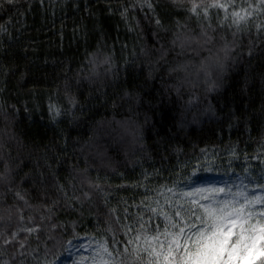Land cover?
<instances>
[{"label": "trees", "instance_id": "16d2710c", "mask_svg": "<svg viewBox=\"0 0 264 264\" xmlns=\"http://www.w3.org/2000/svg\"><path fill=\"white\" fill-rule=\"evenodd\" d=\"M149 2L0 0V259L47 264L81 236L123 251L124 225L163 232L180 190L225 173L264 190V6L237 30L260 0Z\"/></svg>", "mask_w": 264, "mask_h": 264}, {"label": "snow or ice", "instance_id": "6c2138e0", "mask_svg": "<svg viewBox=\"0 0 264 264\" xmlns=\"http://www.w3.org/2000/svg\"><path fill=\"white\" fill-rule=\"evenodd\" d=\"M11 2L12 0H9V3ZM145 2L148 8L155 12L153 4L149 0ZM260 6H264V0H260V5L251 6L252 10L243 7L233 10L232 24L239 30L241 25L248 23L249 17L253 16ZM210 7L225 9V18L229 15V5L221 3L220 0H212L208 5H205L203 0L199 3L197 0H191L190 11L199 16L202 8L204 17L208 18ZM155 22L158 26L162 24L158 16ZM3 31H6V28L0 25V32ZM144 54L149 53L145 51ZM110 60V56L105 57L103 63H110ZM89 62L95 64V57ZM218 70L222 75L227 71V64L218 62ZM218 86L214 81L209 91ZM71 103L75 105V98H71ZM49 111L53 118L63 114L60 106L51 103ZM3 178L5 173H0V179ZM16 195L24 200L21 193L17 192ZM181 196L183 204H170L171 212L159 213L163 216V232L157 224L154 229L156 234L148 235L153 231L148 226L150 219L141 222L135 232L132 226L124 225L128 239L123 251L120 250L114 235L112 249L106 241L97 244L92 264H144L142 253L147 254V264H264V194L250 197L246 190L238 188L233 191L230 186L206 184L189 187ZM257 205L260 206L258 211ZM19 211L20 220H23V210ZM47 211L53 212L54 207H49ZM151 211L156 213L157 209L153 208ZM26 231L31 233L34 229L27 228ZM16 235V232H12L8 239L3 240V245H8ZM24 247L25 243L21 242L20 248ZM3 255L4 250L0 247V257ZM23 255L21 252V256ZM0 264H9V261L0 259ZM12 264H15L14 257Z\"/></svg>", "mask_w": 264, "mask_h": 264}, {"label": "rangeland", "instance_id": "374dc122", "mask_svg": "<svg viewBox=\"0 0 264 264\" xmlns=\"http://www.w3.org/2000/svg\"><path fill=\"white\" fill-rule=\"evenodd\" d=\"M241 176H239V174L234 175L233 173L229 172V173H225L222 177L211 179L210 181L205 182L203 184L190 185L189 187H193V186L199 187L201 185H206V184H215L218 186H230L233 191H236L238 188L240 190L249 191V188L251 187L250 181L247 180L242 181V178H244V176L242 177ZM263 182H264V178H263ZM188 188L182 189L178 193V199L182 203H184V200L181 194L183 191H186ZM262 194H264V190L255 192L251 196L262 195ZM259 208L260 206L257 205L256 210L258 211ZM97 244L98 243L94 242L93 239L86 236H81L74 240L68 241L61 255L54 258L52 261H50L47 264H92V257L95 254V249L97 247Z\"/></svg>", "mask_w": 264, "mask_h": 264}]
</instances>
